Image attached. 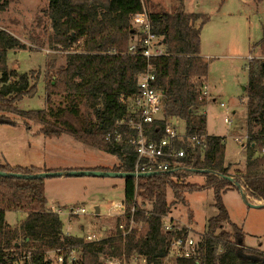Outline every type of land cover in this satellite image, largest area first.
Here are the masks:
<instances>
[{
	"label": "trees",
	"instance_id": "obj_1",
	"mask_svg": "<svg viewBox=\"0 0 264 264\" xmlns=\"http://www.w3.org/2000/svg\"><path fill=\"white\" fill-rule=\"evenodd\" d=\"M172 13L150 14L155 32L162 37L165 54L153 58L150 63L156 74V85L164 95V113L185 121L189 136L207 135L206 145L186 147L183 160L188 169L211 170L224 176H232L248 196L264 201V158L256 157L258 148L264 146V60H253L248 66L247 129L251 143L247 148L246 169L237 175L225 165L226 138L207 133V115L202 90L206 86L209 62L202 56L201 32L210 21L207 16L188 14L183 0ZM9 7L8 0H0V12ZM144 10L143 0H49L47 16L52 23L53 41L65 49L79 44L80 52L68 54L61 66L54 89L62 100L57 107L48 106L39 111H22L17 103L24 97L36 94V84L31 77L8 66V53L26 50V46L10 32L0 29V125H15L8 115H17L41 126L40 134L47 138L69 135L86 146L113 154L121 163L112 169L99 171L133 173L134 152L116 149L106 140V133L124 114L119 100L137 91L139 74L147 69V60L128 54V48L136 34L133 17ZM201 20L199 27L197 21ZM264 55V37L258 47ZM20 73V74H19ZM46 93L54 95L48 87ZM157 123L153 128H162ZM29 129V125H27ZM255 129H258L255 132ZM155 138L159 134H153ZM0 171L21 174H39L34 166L0 165ZM70 171V170H68ZM53 172V170L46 171ZM190 172H169L151 177L125 180V202L136 204L137 190L140 196L153 203L151 211L141 210L135 222H143L141 234L132 229L129 234L119 229L114 235L99 242H84L80 238L64 237L63 223L58 213L48 210L45 197V179L24 180L0 176V264H57L48 258V252L61 249L67 254L69 246L81 250L74 264H104L101 255L129 260L142 256L148 264H163L168 256L172 237L178 232H164L162 219L170 212L167 188L175 198L184 200L174 182L188 178ZM204 186L187 185L185 193L211 190L213 206L217 213L207 220L206 233L199 241V255L193 259H181L180 264H264V252L244 245V230L231 220L223 195L234 185L211 174ZM51 179V178H47ZM138 185V188H137ZM35 205L33 210L27 206ZM27 210L28 216L19 229L6 221L7 211ZM127 230L130 227L128 216ZM229 227L230 230H226ZM186 232L183 229L180 233ZM23 238L22 243L18 240ZM58 255V254H57ZM63 264H69L68 255ZM57 259V258H56Z\"/></svg>",
	"mask_w": 264,
	"mask_h": 264
},
{
	"label": "rangeland",
	"instance_id": "obj_2",
	"mask_svg": "<svg viewBox=\"0 0 264 264\" xmlns=\"http://www.w3.org/2000/svg\"><path fill=\"white\" fill-rule=\"evenodd\" d=\"M8 1L7 10L0 12V29L10 32L26 46V50L9 51L8 66L21 74H28L31 77L30 84L37 86L36 94L33 97H24L17 106L22 111H39L47 109L48 106L57 107L62 100L60 91L53 88L58 80L57 71L66 64L68 54L80 52L82 48L79 44L68 49L55 44L52 23L47 16L49 0ZM143 4L144 11L150 15L172 13L180 2L179 0H143ZM183 7L184 10L210 18L201 32V52L209 62V73L205 83L209 93L204 96L206 103L200 113L204 112L207 115V129L210 135L226 138L225 158L228 161H236L230 173L237 175L236 169L244 165L241 160L245 158L247 148L252 141L247 129V97L243 89L248 85L250 62L264 60V55L257 48L264 37V0H183ZM200 24L201 20L197 21L196 26L199 27ZM47 87L54 95H47ZM221 103H225L226 106L221 107ZM227 116L232 118V125L225 123ZM8 117L16 124L0 125V163L6 160L11 165H30V163L40 164L43 161L40 165H44L46 158L48 161L76 162L85 167L121 163L118 156L92 149L72 136L73 139L65 137L61 141L65 149L63 151L61 149L60 153L45 152L44 147L48 146L50 150L52 147L50 141L54 140L47 139L42 134L36 135L37 130L41 129L38 123L17 115L9 114ZM26 124L29 125V129ZM184 124L181 120L180 130L185 129ZM257 130L255 129V132ZM238 137L241 139L240 142H244V138H247V143H243L245 146L235 141ZM262 148L257 149L256 157L264 158L261 155ZM92 169L94 170V168L78 170ZM260 170L264 171V165ZM41 171L50 170L46 168ZM176 180L174 182L178 183V191L181 196L183 195L184 200H177L174 191L168 187L166 198L170 212L165 219L172 221L178 229L188 230L187 237L199 242L206 233L208 218L217 213L213 206L214 194L211 190L183 194L187 185L200 187L206 185L207 178L204 175H192ZM45 182L47 205L53 208L47 207V209L59 212L65 238L75 237L90 242L89 235H96L102 240L114 235L118 224L125 223V219L114 217L111 211L112 203L125 200L124 179L57 177L45 179ZM140 194V190H137L138 208L151 211L153 203ZM248 201L253 204L260 202L251 197ZM224 204L231 220L244 230L245 247L264 252V207H249L237 188L224 194ZM71 207L85 208L86 214L69 217L67 210ZM96 207L100 208V217L96 214ZM32 208L36 206H27V210H33ZM27 210L7 212L8 224L19 229L27 219ZM103 227L107 229L103 230ZM144 227L143 222L131 224V228L138 230L139 234ZM226 230H230L229 227H226ZM163 231L165 232L164 228ZM22 241L23 238L18 240L19 243ZM67 248L71 251L68 254L79 260L81 250L78 246ZM47 254L55 263L57 254L60 253L50 251ZM62 254L68 255L63 250ZM109 258H113L119 264H148L144 257L138 255H134L129 260L117 256H100L104 264ZM163 264H180V262L167 256Z\"/></svg>",
	"mask_w": 264,
	"mask_h": 264
},
{
	"label": "built area",
	"instance_id": "obj_3",
	"mask_svg": "<svg viewBox=\"0 0 264 264\" xmlns=\"http://www.w3.org/2000/svg\"><path fill=\"white\" fill-rule=\"evenodd\" d=\"M132 25L136 29V34L128 48V54L136 57H143L147 60V69L139 74L137 91L129 96H121L120 104L123 107L124 114L117 119L112 128L106 133V140L113 148L130 149L134 152L135 165L134 172L141 173H169V172H184L187 167L183 160L187 157L186 147L206 145L207 135L189 136L185 129L180 130L182 119L167 116L164 113V95L156 85V74L150 63L153 58L160 57L165 54V47L162 42V37L155 32V26L146 11L137 14L133 17ZM252 61V58L249 57ZM202 98L208 95L206 86L203 88ZM225 107V103L220 104ZM225 123L233 124L231 117L225 118ZM182 122L185 123L184 120ZM157 123H163L162 128H153ZM160 137L155 138L153 134H159ZM240 138H235L242 146L247 143V138L244 142H240ZM245 143V144H243ZM261 155L264 157V147L261 149ZM138 182V178L135 179ZM111 211L113 216L125 219V223L119 224V229L124 231V235L129 234L133 228L132 223L135 222V215L138 212L136 204L128 206L126 202L112 203ZM59 213V212H58ZM69 217L80 216L86 214L85 208L71 207L67 210ZM128 216L130 219V227L127 230ZM163 217V228L165 232H178L170 242L169 257L176 260L193 259L199 255V242L191 237H187L188 230L180 233L183 229H178L172 221H167ZM70 235V234H68ZM90 242L101 241L96 235H89ZM103 240V239H102ZM57 255V264H63L65 256L62 250ZM76 260L72 255L69 256V264H74ZM106 264H119L113 258L106 260Z\"/></svg>",
	"mask_w": 264,
	"mask_h": 264
},
{
	"label": "water",
	"instance_id": "obj_4",
	"mask_svg": "<svg viewBox=\"0 0 264 264\" xmlns=\"http://www.w3.org/2000/svg\"><path fill=\"white\" fill-rule=\"evenodd\" d=\"M244 91L246 88L243 89ZM185 172H190L194 175H203V174H211L218 176L222 179H225L232 183L235 188H237L242 196L244 202L252 208H261L264 207V201H260L259 203H250L248 201V194L244 190V188L240 185V183L233 178L232 176H224L222 174H219L217 172L211 171V170H199V169H185ZM159 173L157 172H152V173H141V174H136V173H124V172H113V171H99V170H70V171H53V172H42L39 174H21V173H9V172H3L0 171V176L1 177H6V178H16V179H24V180H35V179H47V178H57V177H104V178H121V179H127V178H143V177H151L158 175ZM96 214L99 215L100 213V208L96 207Z\"/></svg>",
	"mask_w": 264,
	"mask_h": 264
},
{
	"label": "crops",
	"instance_id": "obj_5",
	"mask_svg": "<svg viewBox=\"0 0 264 264\" xmlns=\"http://www.w3.org/2000/svg\"><path fill=\"white\" fill-rule=\"evenodd\" d=\"M184 11L186 13H188V14H198V13H195V12L187 11L186 9ZM206 88H207V84H206ZM207 90H208V88H207ZM36 133H37L36 135H41L39 133V130H37ZM207 133H208V135H210L209 132H208V129H207ZM65 137H68V138L70 137V139L72 138L71 136H67V135H63L60 138H47L46 137L47 139H51V140L53 139L54 141H50V144L52 145V147L50 148V150H48V146H45L44 147L45 152H49V153L50 152H53L52 154H57V153H60V150L61 149L63 151L65 148H64V145H61L62 144L61 141H63L65 139ZM220 137H222V136H220ZM52 154H51V156H52ZM244 157L245 158H243L241 160L242 161V164H244V165L240 166L241 168H237L236 171L237 170L238 171H245V169H246V153H245V156ZM42 162L43 161H41L40 164H42ZM235 162L236 161H228L225 158V165L226 166H229L230 167V170H232V165L236 164ZM3 164H9V165H11L6 160L4 161V163H0V165H3ZM40 164H38V163H30V165H22L21 164V165H11V166H21V167L34 166V167H36L39 170H43V169L49 168V170H53V171H56V170L68 171V170H78L79 168H94V169H96V168H107V169H112L113 167H115L116 165H118V164H114V165H111V166L98 165V166H95V167H85V165H80V164H78L76 162L75 163H73V162H71V163H64V162H61V161H48L47 158L44 161V165H40ZM114 186L115 185L113 184L112 187H114ZM229 191H231V190H229ZM45 192H46V182H45ZM223 201H224V195H223ZM47 207L53 209L52 207H49L48 205H47ZM21 211H24V210H21ZM7 212H9V211H7ZM7 212H6V215H7ZM100 214H101V211H100L98 217H100ZM6 221H7V219H6ZM7 223H8V221H7ZM106 229H107L106 227H103V230H106Z\"/></svg>",
	"mask_w": 264,
	"mask_h": 264
}]
</instances>
